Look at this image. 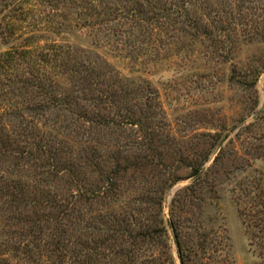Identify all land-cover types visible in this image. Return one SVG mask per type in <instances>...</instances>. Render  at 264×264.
I'll use <instances>...</instances> for the list:
<instances>
[{
  "label": "rangeland",
  "instance_id": "1",
  "mask_svg": "<svg viewBox=\"0 0 264 264\" xmlns=\"http://www.w3.org/2000/svg\"><path fill=\"white\" fill-rule=\"evenodd\" d=\"M139 1L58 0V40L98 53L123 88L67 139L77 177L50 178L90 200L1 210L0 264H264V0H167L162 20L90 29L96 12L156 10Z\"/></svg>",
  "mask_w": 264,
  "mask_h": 264
},
{
  "label": "trees",
  "instance_id": "2",
  "mask_svg": "<svg viewBox=\"0 0 264 264\" xmlns=\"http://www.w3.org/2000/svg\"><path fill=\"white\" fill-rule=\"evenodd\" d=\"M161 1H139L156 9L151 13L119 6L115 13L111 10V16L102 12L101 19L100 13H93L90 29L110 34L115 25L124 26L121 19L130 18L137 26L152 18L162 20L167 18V0ZM59 5L58 0H0V42L8 45L0 51V211L11 218L27 212L32 201L43 208L60 209L72 200H90V187L81 184L66 196L54 191L50 178L64 179L65 173L77 177L68 158H62L64 153L70 158L73 152L67 139L78 136L79 129L83 135L90 133L96 115L93 111L90 117V109L95 106L98 113L106 103L116 107V90L123 88L121 74L98 53L92 59L58 40L65 17ZM119 30L125 35L133 33ZM140 47L129 45L131 51L138 52ZM108 77L117 82L108 83ZM85 151L90 155V145ZM25 164L34 166L33 176L18 174L17 167Z\"/></svg>",
  "mask_w": 264,
  "mask_h": 264
}]
</instances>
